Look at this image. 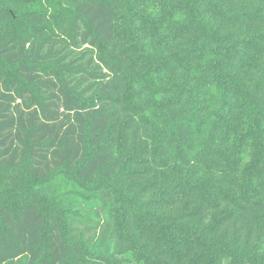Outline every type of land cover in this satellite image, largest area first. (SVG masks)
<instances>
[{
    "label": "trees",
    "instance_id": "obj_1",
    "mask_svg": "<svg viewBox=\"0 0 264 264\" xmlns=\"http://www.w3.org/2000/svg\"><path fill=\"white\" fill-rule=\"evenodd\" d=\"M0 264H264V0H0Z\"/></svg>",
    "mask_w": 264,
    "mask_h": 264
}]
</instances>
